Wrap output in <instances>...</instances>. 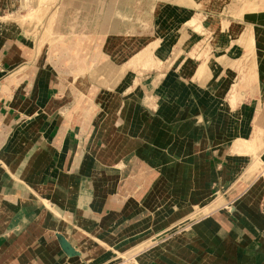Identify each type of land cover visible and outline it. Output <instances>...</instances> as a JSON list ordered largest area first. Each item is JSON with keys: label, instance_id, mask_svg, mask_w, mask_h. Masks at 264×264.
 I'll return each mask as SVG.
<instances>
[{"label": "crops", "instance_id": "obj_1", "mask_svg": "<svg viewBox=\"0 0 264 264\" xmlns=\"http://www.w3.org/2000/svg\"><path fill=\"white\" fill-rule=\"evenodd\" d=\"M193 1L201 9L220 8ZM173 8L187 20L184 7ZM165 11L170 16L176 14ZM105 12L102 37L103 29L112 26L107 20L111 10ZM157 12L161 17V10ZM166 24L157 22L156 29L162 35L168 31ZM63 36L57 33L53 37L61 43ZM143 43L135 35L121 32L107 35L104 49L117 56ZM14 46L7 47V56L15 53L17 43ZM260 50L263 57L258 62L255 88L261 92L263 86L262 97L232 102L235 91L230 86L225 106L217 113L214 105L220 99L212 96L208 103L209 89L198 94L195 106L179 109L177 104L191 87L182 85L171 97L169 70L158 79L155 71L150 82L142 84L146 93L143 100L135 97L137 76L135 85L134 79L131 84L123 80L118 89H103V105L92 125L95 131L91 138L105 135L101 142L106 147H98L91 155L94 159L86 155L92 145L83 142L89 139L85 124L89 110L81 108L84 123L70 122L74 107L85 101L91 90L85 74L75 76L78 84L66 88L70 93L65 99H71V93L79 96L73 106L61 107L66 114L62 128L59 123L46 126L48 121L44 123L41 112L45 106L57 107L60 97L54 96L55 103L44 90H37L31 102L20 94L0 95V103L10 108L2 111L0 104V264H107L114 259H118L114 264H119L120 252L145 242L150 249H157L147 264H264V141L256 145L249 142L258 128L264 130V46ZM4 56L5 61L8 58ZM78 57L80 63L75 67L103 83L91 75L100 63L93 64L84 55ZM6 70L0 65L4 94L12 86ZM217 70L221 71V66L213 67L212 73ZM119 92L128 95L126 107ZM92 101L96 102L90 99L89 103L95 106ZM24 103L30 109H21ZM106 120L114 123L111 129L105 127ZM7 126L9 130H5ZM65 133L67 137L62 139ZM75 133L83 134L79 149ZM48 136L52 138L47 141ZM127 152L132 161L122 159ZM224 185H228L225 196L218 192ZM211 192L214 196L206 200ZM188 215L196 216L195 222L180 225L178 234L170 236L174 223ZM196 237L200 241L194 245Z\"/></svg>", "mask_w": 264, "mask_h": 264}, {"label": "rangeland", "instance_id": "obj_2", "mask_svg": "<svg viewBox=\"0 0 264 264\" xmlns=\"http://www.w3.org/2000/svg\"><path fill=\"white\" fill-rule=\"evenodd\" d=\"M21 1L0 0V65L5 70L7 67L9 68L6 70V75L11 79L9 85L12 84L10 90L5 94V91L0 90V95L16 96L20 94L25 96V101L27 98V101L31 102L37 90L38 92L44 90L48 99L54 100V96L60 97L59 104L55 99L57 107L52 110L45 106L41 112L44 115V123L46 124L48 121L46 126L51 123L56 126L60 125L62 128L66 114L61 107L63 106L66 110V107L73 106L74 98L79 96V93H71V99H65L70 93L69 89L66 91V88L78 84L75 76L85 74L84 78L90 83L91 90L89 89L90 91L87 92L85 101L80 100L74 107V111L71 112L74 117L72 116L70 122L77 120L84 123L81 108L89 110V122L85 123L89 126L87 131L89 134L85 133L89 139L83 142H86V145L88 142L89 146L92 145L91 148L88 146L91 153L88 154L90 150L86 152V155L91 159H94L92 156L98 147L101 145L106 147V143L101 142L105 135L97 139L91 138L95 131L92 125L96 124L98 113L103 105L104 98L100 97L101 91L106 88H109L108 90L118 89L123 80L127 84H131L134 76L138 77L139 82L138 88L135 89V97L138 101V99H146L142 84L150 82L149 76L156 71L158 79L165 71L169 70L168 73H171L172 76V80L168 81L172 88L169 91L171 97L178 87L185 84L191 87V91L182 99L181 104H177L179 109L195 106L194 101L198 98V94L204 93L206 89H209L208 103L212 96L220 99V103L214 105L216 113L218 108L225 106L223 103L224 99L229 96L230 86L234 88V98L237 96L235 99H231L232 102L237 101L238 103L239 101H249V99L254 101L255 98L262 97L263 86L260 85L261 92H257L258 86L255 88V84L260 74L258 62L263 57L260 49L264 46V0H202L205 5H220V8L215 11L206 6L203 9L195 7L193 0H48L47 4L41 6L38 11L32 10L31 6L40 5L43 0L39 2L38 0H23L25 7L20 4ZM180 5L187 11L186 21L184 16H180L178 10L173 8ZM107 8L111 10L107 20L112 26L107 31L103 29L102 37L99 35L102 33L100 31L102 29L101 22L105 19ZM158 9L161 10V17L158 16ZM165 10H171L176 14L170 16ZM221 18L231 21L218 23L216 20ZM240 18H245V20ZM158 21L167 22L168 31L164 35L156 29ZM239 21L248 25L239 24ZM203 22L202 31H198L199 29L195 27ZM160 27H164V24L162 23ZM121 32L126 35H135L142 43L149 38L150 41L145 44L144 48L140 47L142 49L132 47L124 50L119 54L121 58L116 62L114 56L105 51L104 44L107 35ZM57 33L65 34L63 37L67 42L63 40V44L59 43V40L53 37ZM15 43H17L15 53L12 54V57H10L11 54L7 56L8 46L12 49L11 47H15ZM3 54L8 58L5 61L1 58L5 57ZM126 54L128 55L125 56ZM78 55H81L82 58L84 55L88 61L92 59L93 64L100 63L91 75L99 77L107 87L75 67L80 63ZM249 58H255L256 62H252ZM9 63L14 65L9 66ZM215 66H221V71L217 70L213 74L212 69ZM91 68L90 65L87 67L88 70ZM3 78L1 77L0 81ZM189 78L201 83L206 82V84L196 85L194 81L190 82ZM134 80L135 85L136 79ZM19 81L23 84L22 88L18 87ZM56 82H60L64 87L57 86ZM17 83L19 84L17 85ZM134 85L126 90L131 91ZM255 91L258 94H255ZM126 96L128 95L124 92H119L118 97L121 102L126 103L124 101L128 99ZM98 98L99 100H97ZM90 99L96 101H92L95 106L89 103ZM140 104L143 105V103ZM28 105L21 104V109L29 108ZM124 106L126 107L127 103ZM1 107L2 111L4 108L10 109L3 106V103ZM105 109L107 110V107ZM108 112L109 110L100 119L102 120ZM103 113L104 111L101 115ZM17 118L21 119L22 116L19 115ZM113 125L112 121L106 120L105 127L111 129ZM7 128L8 126L5 130ZM80 135L83 134L75 133L74 135L76 136L74 143L77 149L82 144ZM66 137V133L63 138L61 136L62 139H66ZM51 138L46 137L47 141ZM77 140L81 142L77 143ZM128 153L130 152L125 153L122 158L126 162L132 161V157ZM44 170L48 171L46 167ZM139 170L141 171L139 175L142 176V168ZM108 171L110 172V170ZM227 187L228 185H224L218 192L225 196ZM214 194L215 192H211L207 195L206 200L211 199ZM195 217L188 215L180 222L174 223L169 235L178 234V227L185 226L187 222H195ZM199 241L196 237L192 243L195 245ZM159 242L162 243V241ZM134 251H142V248ZM133 253L132 249L120 252L118 256L122 258V261L119 264H131ZM201 254L199 255L201 256ZM117 260L114 259L107 264H114ZM149 260L150 258H145L140 263L147 264Z\"/></svg>", "mask_w": 264, "mask_h": 264}, {"label": "bare ground", "instance_id": "obj_3", "mask_svg": "<svg viewBox=\"0 0 264 264\" xmlns=\"http://www.w3.org/2000/svg\"><path fill=\"white\" fill-rule=\"evenodd\" d=\"M39 1H41V0H38V2ZM46 1V2H45ZM47 1L48 0H43L41 3H40V5L38 4L37 6H35V7H33V6H31V8H32V10H35V11H38L39 9H41V6H43L44 4H47ZM53 3V2H52ZM20 4H22L23 6L25 5V2L22 0L21 2H20ZM21 5V6H22ZM20 6V7H21ZM25 7V6H24ZM55 7V6H54ZM30 8V9H31ZM27 9V8H26ZM30 12V11H29ZM28 12V13H29ZM34 16V15H33ZM206 20V19H205ZM205 23H206V21H204ZM204 22L203 23H201V24H199V25H195L196 27V29H199L198 31H202V26L204 25ZM218 25V24H217ZM47 31V30H46ZM212 33V32H211ZM51 35V34H50ZM57 35V34H56ZM218 35H220V34H218ZM218 35H216V36H218ZM213 38V37H212ZM223 38V40L225 39L224 38V36L222 37ZM65 38L63 37H61L60 38V40H61V43H63V40H64ZM152 40H154L153 38H151ZM227 39V38H226ZM151 40V41H152ZM148 41H150V39L149 40H147L146 42H144L143 44H141L140 46H138V47H136V49H138V48H140V47H145L146 45L145 44H147V42ZM222 42V41H221ZM226 42V41H225ZM224 42V43H225ZM216 43V42H215ZM216 44H218V43H216ZM220 44V43H219ZM221 45H222V43H221ZM224 45V44H223ZM253 45V44H252ZM218 46V45H217ZM254 46V45H253ZM252 46V47H253ZM130 48H132V47H130ZM133 48H135V47H133ZM212 48H213V46H212ZM216 48H218V47H216ZM140 49H142V48H140ZM214 49H215V46H214ZM236 49V48H235ZM251 49V48H250ZM246 50V49H245ZM233 51V50H232ZM232 51H231V53H232ZM249 51V50H248ZM233 52H235V51H233ZM254 53V52H253ZM251 56H252V54H251ZM250 56V57H251ZM255 57V56H254ZM119 58H121V56L120 55H117V56H114V59H116V62L119 60ZM219 59V58H218ZM225 59V58H224ZM249 59H251L252 60V62H256V59L255 58H249ZM218 62L220 63V61L218 60ZM223 63V62H222ZM251 63V62H250ZM231 64V63H230ZM240 66V65H239ZM240 68V67H239ZM196 69V68H195ZM206 69V68H205ZM203 70V69H202ZM232 90V89H231ZM230 93V92H229ZM208 107V106H207ZM225 114V113H224ZM222 126V125H221ZM169 140V139H168ZM245 141V140H244ZM264 141V130H262V129H259L258 128V130H256V132L254 133V135H253V137L251 138V141H249V142H251V144H253V145H256L257 143H261V142H263ZM242 142V141H241ZM240 141H239V143H241ZM238 143V142H237ZM238 143V144H239ZM243 143H245V144H247V142H243ZM237 144V145H238ZM243 145V144H242ZM241 146V145H240ZM242 147V146H241ZM244 147V146H243ZM246 147V146H245ZM256 147V146H255ZM250 148H253V147H250ZM247 149V151H248V149L249 148H245L244 150H246ZM256 149V148H255ZM254 149V150H255ZM250 151H251V149H250ZM165 160V159H164ZM181 185V184H180ZM195 185V184H194ZM187 188V187H186ZM185 190V189H184ZM189 190V189H188ZM213 204H216V203H213ZM194 205V204H193ZM196 205V204H195ZM195 207V206H194ZM212 207V206H211ZM210 208V207H209ZM142 223V222H141ZM133 225V224H132ZM125 230V229H124ZM129 231V230H128ZM129 236V235H128ZM122 237V236H121ZM148 243L147 242H145V243H139V244H136L135 246H134V248H132V251L134 252L133 254V258H132V263L131 264H142V263H140L142 260H144L145 258H152V256H154V254H155V252H156V248H149L150 247V245H147ZM132 247V246H131ZM139 248H142V251H139V252H135L134 250L136 249H139ZM131 250V249H130ZM149 250V251H148ZM148 251V252H147ZM131 252V251H130ZM147 252V253H146ZM131 254V253H130Z\"/></svg>", "mask_w": 264, "mask_h": 264}]
</instances>
